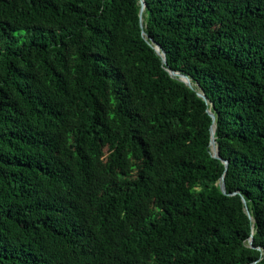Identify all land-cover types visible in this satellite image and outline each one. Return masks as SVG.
Wrapping results in <instances>:
<instances>
[{
  "label": "trees",
  "instance_id": "16d2710c",
  "mask_svg": "<svg viewBox=\"0 0 264 264\" xmlns=\"http://www.w3.org/2000/svg\"><path fill=\"white\" fill-rule=\"evenodd\" d=\"M145 2L0 0V264H264V0Z\"/></svg>",
  "mask_w": 264,
  "mask_h": 264
},
{
  "label": "water",
  "instance_id": "95a60500",
  "mask_svg": "<svg viewBox=\"0 0 264 264\" xmlns=\"http://www.w3.org/2000/svg\"><path fill=\"white\" fill-rule=\"evenodd\" d=\"M145 6H146L145 0H141L140 22H141L142 28H144V25H143V12H144ZM142 34L147 39V41L150 43V45L155 48L156 52L162 57L163 62L166 64L167 60H166L165 50L163 48H161V46L153 38H150L149 35L146 34L145 30H142ZM169 73H170L171 76L178 78L179 80L185 82L188 86H190L193 89H195L197 91V94L200 97H202L208 103V100H207V97H206L204 91L200 87H195L193 85V83L191 82V79H190V77L188 75H186V74H184V73H182L180 71H175V70H169ZM208 112H209L210 116L213 118V125L211 127V134H212V136H211V146H212L213 156L220 158V156H219V147H218V144H217V141H216V137H215L216 116L210 109H208ZM224 163H225L226 168H227L228 167V161L224 160ZM219 185H220V188L223 191V193H227L224 176L221 177V180L219 181ZM235 193H237V192H234L233 194H235ZM242 199H243V203H244V206H245V211L248 214V216L252 219L251 210H250L249 206L247 205V201H246V199L244 197H242ZM250 245L253 246V238L250 239Z\"/></svg>",
  "mask_w": 264,
  "mask_h": 264
}]
</instances>
